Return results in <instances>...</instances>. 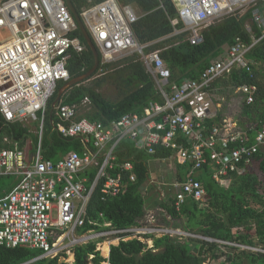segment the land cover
<instances>
[{
	"label": "built area",
	"instance_id": "1",
	"mask_svg": "<svg viewBox=\"0 0 264 264\" xmlns=\"http://www.w3.org/2000/svg\"><path fill=\"white\" fill-rule=\"evenodd\" d=\"M173 1L178 10V17L171 20L173 34L186 32L191 44L205 41L203 27L212 21L247 12L250 16L245 29L252 40L237 36L198 78L178 83L160 52L147 53L149 44L136 41L132 24L139 14L132 6L104 0L85 7L80 15L101 53L100 71L106 63L138 53L161 98L141 112H129L104 123L80 116L79 107L91 103L87 96L80 105L52 103L58 83L70 78L67 63L72 53L85 49L81 38L74 35L79 25L66 1L0 0V29L10 32L0 40V114L6 121L39 125L38 143L30 157L18 142L7 147L12 139L0 136V176L18 178L13 189L0 197V245H27L42 251L38 259L57 257L61 261L69 249L75 255L76 246L98 237H114L117 244L149 240L152 248L157 238H183L187 231L157 222L154 212L138 224L111 227V222H104L105 228L80 231L87 224L101 223L88 219V204L98 186L107 199L124 194L137 179L135 155L115 162L117 152L128 153L130 145L136 152L155 155L164 148L173 150L179 162H191L182 180L163 183L173 193V204L179 211L189 198L207 204V190L197 177L203 167L212 168L220 186L228 187L232 175L245 173L254 156L264 150V126L251 134L254 127L240 128L229 116L219 119L222 101H216L217 92L212 88L214 81L236 68H245L253 75L255 62L247 54L264 38V0ZM180 21L183 27L177 28ZM254 25L262 30L261 36H256ZM234 90L244 96L246 105L255 101L256 84H243ZM48 116L53 130L65 138L80 139L82 151L71 150L58 160L44 157L42 140ZM90 168H97L92 179L85 174ZM113 169L118 171L112 173ZM148 180L153 186L158 184L153 178ZM164 215L171 218L166 212ZM188 235L229 244L195 233ZM243 247L252 250V246Z\"/></svg>",
	"mask_w": 264,
	"mask_h": 264
},
{
	"label": "trees",
	"instance_id": "2",
	"mask_svg": "<svg viewBox=\"0 0 264 264\" xmlns=\"http://www.w3.org/2000/svg\"><path fill=\"white\" fill-rule=\"evenodd\" d=\"M102 1L104 0H72L79 13L85 7ZM118 2L123 6L130 5L135 10L138 8L142 12L132 24L136 41L149 44L145 48L147 53L160 51L171 69L172 79L178 83L186 78H198L212 60L221 54L224 46L232 44L237 36L249 42L252 40L251 35L245 29V21L250 16V12L243 15L229 14L212 21L203 27L205 41L194 45L190 43L186 32L173 34L175 27L171 20L178 17V10L173 0H118ZM176 27L182 28L183 22L180 21ZM254 30L257 37L263 33L256 25H254ZM74 35L81 38L85 49L82 52L74 51L68 60L67 67L71 79L84 74L95 64V55L79 28ZM247 57L255 62L252 65V76L247 69L236 68L230 74L214 81L212 88L218 93L221 90H231L243 84H256L255 101L250 105L243 104L242 112L252 119L254 123L251 125H256L255 128L259 129L264 125V111L259 110L260 98H258V94L262 91L259 75L262 74L260 67L264 64V38L252 47ZM99 60L100 62L102 60L100 52ZM101 66L102 64H99L90 78L69 86L62 94L61 103L80 105L83 98L87 96L91 101L90 109L83 114L91 120L108 123L126 113L141 112L153 101H161L155 81L147 72L138 53L104 64V71H100ZM99 72L104 77L94 78ZM108 77L115 78V81L121 79L132 89L116 102H112L98 90V87ZM89 80L91 84H87ZM64 85L65 82L58 84L53 100ZM224 116L225 114L221 112L219 119ZM248 129L250 130L249 127ZM250 131L254 134V130ZM25 133H28V129L21 121H6L0 114L1 137L7 135L11 139H18ZM33 140L37 143L38 136ZM42 145L44 155L53 160L61 158L71 150L81 151L83 149L79 138H65L53 130L50 119L46 121ZM172 153L171 149L160 148L153 156L169 157ZM131 154L135 155L134 165L137 179L135 182H130L127 192L103 199L100 186H98L88 204L90 217L95 220L99 219L98 222L109 221L111 227L138 224L137 219H143L149 214L147 198L142 190V186L150 177L146 153L136 152L129 145L128 153L117 152L115 162H122ZM191 164L188 162L184 165L178 164V166L186 169ZM96 171L97 168H90L85 171V174L92 179ZM111 171L116 173L118 170ZM183 173H180V179L183 178ZM127 176V172H124L125 179ZM8 177L13 176L8 175ZM197 177L207 190L206 205H201L197 200L188 199L178 211L173 204V193L167 191L166 199L160 200L158 206L163 208L171 219L181 221L186 217L187 219L178 225L192 233L229 241L236 238L239 242L249 246H255L254 238H257L264 245V150L255 155L253 165L245 173L232 175L233 180L227 188L220 186L214 178V170L208 166L203 167ZM164 220L167 219L164 218ZM253 224H255V230L252 227ZM168 225L178 226L173 223ZM93 227L103 228L98 224H87L85 229ZM241 227L244 231L242 234L234 231V228ZM145 247L146 245L138 239L120 241L117 245H111L107 259L99 250H96L94 241L76 246L73 262L59 261L56 257L36 259L28 264H101L103 261H108V264H203L206 258L213 259L212 264H264V252L245 251L246 249L234 256L228 254L224 261H218L222 254L220 244L203 241L197 237H187L181 240L164 236L155 239V248H160L158 251L146 250ZM192 249L197 250V253ZM41 253V250L27 245L16 247L0 245V264H23L38 257ZM91 255L93 256L90 259ZM85 257L90 261L86 262Z\"/></svg>",
	"mask_w": 264,
	"mask_h": 264
},
{
	"label": "rangeland",
	"instance_id": "3",
	"mask_svg": "<svg viewBox=\"0 0 264 264\" xmlns=\"http://www.w3.org/2000/svg\"><path fill=\"white\" fill-rule=\"evenodd\" d=\"M136 10H137L136 13H138V14L142 13L138 8H136ZM9 35H10V32L8 31V29H6V28L0 29V40L8 37ZM260 71L262 72V74L260 73V75H259L262 91L260 92V94H258V98H260L259 110L261 112H263L264 111V64L261 65ZM101 77H104V76L101 74V72H99V74H97L94 78H101ZM114 79L115 78H111V77L109 78L108 77L102 82V85L98 87V90L104 95V97L106 99L112 101V102H116L127 91H130L132 89L131 87L127 86L123 80L119 79V80L115 81ZM87 84H91V80H89L87 82ZM215 99H216V101H222V109L221 110H222L223 114H225V116H229L230 118H232L236 123H238L240 128L247 129L248 127L249 128L254 127V129H251V130H254V133L256 132V130H258L255 128L256 125H251L252 123H254L252 121V119H250L248 117V115L243 114L242 111H243V107L245 105L244 96L240 93H237L234 90V88H232L231 90H229V89L228 90H221L218 93H215ZM88 109H90L89 104L86 106H83L81 108L79 107V113H81L83 111L85 112ZM33 125H34V123L31 126H33ZM262 127L259 129H262ZM33 129H34V127H33ZM145 155H146L147 163H148V166H149V169L151 172V174L149 173L150 177L153 173H155V178H159V180L157 181L158 184H156L154 186L151 185L149 181L146 182V185L144 184L145 186L142 190H143L144 196L147 198V206L149 208H152L154 211L156 210L154 213H155V217H156L157 222L163 223V224L167 223V225L169 223H173L176 225L182 224L181 222H183V220H186L187 219L186 217H184V219L181 221L180 220H174L171 218L169 219L166 215H164V210H161L158 208L159 201L165 200L166 195H167L166 193H167L168 186L164 187L163 183H165V182L170 183L172 181L179 179L177 177L178 159H177L176 155L173 154V156L168 157V158L163 159V160L156 159L153 155H149V154H145ZM175 170H176V172H175ZM180 170L183 171L184 169L181 168ZM8 182H9L8 176L0 177V185L1 186H5ZM146 186L148 188H146ZM145 188H146V190H145ZM163 189H164V194H166L164 196H163ZM159 190L162 191V194L158 192ZM161 198H163V199H161ZM164 218L167 220H164ZM88 219H91V217ZM175 227H181V226L178 225ZM252 227L255 230V224H253ZM181 228H183V227H181ZM183 230L185 232L187 231L188 234L192 233L188 230H185L184 228H183ZM234 231L235 232L238 231L237 233H239V234H242L244 232L242 227L241 228H234ZM188 234L186 233V236H184L183 238H180V239L184 240L187 237H191ZM199 235L212 238V240L217 239L218 241H221V242L225 241V242L229 243V244H220V250H222V254H221V257L218 259V261H224L228 254H231V256H234V254H237V253L245 250L243 246H246V244L239 242L238 240H236V238H234V240H232V241H229V240H225V239L206 236L204 234H199ZM235 235H236V233H235ZM111 239H113V240L111 241ZM115 240L116 239L114 237H111V236H109V237H98V238L91 239V241L89 240V242L87 241L86 243L97 241L96 242V250H99L101 252L102 256H104L105 258L108 259L109 254H110V249H111L110 243H113V242L115 243L116 242ZM254 240H255L254 243H256V245L252 246V250L246 249L245 251H253V252L264 251V249H262V248H264V245H262V242H260L257 238H254ZM147 241L148 242H143L146 245V247H145L146 250L151 249L153 251H158L160 249V248L149 247L150 242H149V240H147ZM148 243H149V245H148ZM105 244H107L108 248H109V253L106 256L103 253V246ZM114 245H117V243H115ZM195 249H198V248H195ZM195 249H192V250L195 253H197V250H195ZM91 257H92V255L89 258L91 259ZM36 259H38V258L37 257L34 258V260H36ZM74 259H75V255H73V253L70 249L67 252H65L60 258L61 261H68V262H73ZM213 262H214L213 259L211 260L209 258H206L203 264H212ZM28 263H30V261L23 263V264H28ZM101 264H108V261H103Z\"/></svg>",
	"mask_w": 264,
	"mask_h": 264
},
{
	"label": "crops",
	"instance_id": "4",
	"mask_svg": "<svg viewBox=\"0 0 264 264\" xmlns=\"http://www.w3.org/2000/svg\"><path fill=\"white\" fill-rule=\"evenodd\" d=\"M246 22V21H245ZM90 105V104H89ZM83 107V106H82ZM84 111L83 112H81V115L82 116H85L84 114ZM22 122V121H21ZM23 123V126L25 127V128H27L28 129V133H25L22 137H20V138H18V139H12V141L11 142H9V143H7L6 144V146L7 147H12V146H14V144H15V142H18V144L22 147V148H25L26 149V151H27V153H28V156L30 157L34 152H35V150H36V146H37V143H38V140H37V143H34V137H36V136H38V134H37V132H38V130H37V128L39 127V125H38V123H34V122H32V123H30V124H27V123H25V122H22ZM34 123V125L33 126H31L32 124ZM33 127H34V129H33ZM82 151V150H81ZM43 155H44V150H43ZM64 156V155H63ZM62 156V157H63ZM171 156H173V153H172V155ZM171 156H169V157H171ZM44 157L45 158H49V157H46L45 155H44ZM61 157V158H62ZM156 159H158V158H160V157H155ZM166 158H168V157H163V159H166ZM49 159H51V158H49ZM58 159H60V158H58ZM57 159V160H58ZM155 159V160H156ZM160 160H162L161 158H160ZM178 164H181V165H184V164H187V162L186 163H181V162H177V177L179 178L178 180H182L183 178H184V176L186 175V172H187V169L190 167V166H188V167H186V169H184L183 167H180V166H178ZM181 168H183L184 170L183 171H181L180 169ZM175 172H176V170H175ZM184 172V173H183ZM149 173L151 174V172H150V169H149ZM180 173L182 174L183 173V178L182 179H180ZM157 174V173H156ZM4 176H8V175H4ZM11 176H13V177H9V182L5 185V186H1L0 185V197H2V196H4L5 194H7V193H9L12 189H13V187L15 186V184L17 183V181H18V178L16 177V176H14V175H11ZM150 178H153L154 180H156V181H158L159 180V178H155V173H153L152 175H151V177ZM233 180V179H232ZM149 181V180H148ZM232 182V181H231ZM145 185H146V182L144 183ZM145 185H143L142 186V189L144 188V186ZM230 186V185H229ZM228 186V187H229ZM146 188H148L147 186H146ZM227 188V187H226ZM189 199H192V198H189ZM149 208V207H148ZM147 211L150 213H153V212H155L152 208H149V209H147ZM92 219H95V218H93V217H91ZM96 220H99V219H96ZM142 219H137V221H138V223L141 221ZM105 221V220H104ZM104 221H100L101 223H99V225L101 226V227H103V228H105V224H104ZM107 222H109V221H107ZM132 225H134V224H132ZM100 229H102V228H100ZM83 230H87V229H85V227L82 229H80V231H83Z\"/></svg>",
	"mask_w": 264,
	"mask_h": 264
},
{
	"label": "water",
	"instance_id": "5",
	"mask_svg": "<svg viewBox=\"0 0 264 264\" xmlns=\"http://www.w3.org/2000/svg\"><path fill=\"white\" fill-rule=\"evenodd\" d=\"M66 3L68 4L71 12L73 13L78 25H79V29L81 30L84 38L86 39V42L88 44V46L92 49L94 55H95V64L93 65V67L91 69H89L87 72H85L84 74H81L73 79H71L65 86H63L59 92H58V95H57V98L55 100V102H58L60 101L61 99V96H62V93L66 90L67 87L75 84V83H79V82H82L88 78H90L97 70L98 68V65H99V51H98V48L97 46L95 45L90 33H89V30L88 28L86 27L80 13L76 10L72 0H65ZM86 262H89L90 260L87 259V257L84 258ZM34 259H32L31 261H33ZM30 261V262H31Z\"/></svg>",
	"mask_w": 264,
	"mask_h": 264
},
{
	"label": "clouds",
	"instance_id": "6",
	"mask_svg": "<svg viewBox=\"0 0 264 264\" xmlns=\"http://www.w3.org/2000/svg\"><path fill=\"white\" fill-rule=\"evenodd\" d=\"M95 45H96V44H95ZM98 51H99V49H98ZM159 52H160V51H159ZM99 64H100V60H99ZM98 67H99V65H98ZM67 68H68V67H67ZM68 70H69V69H68ZM69 72H70V71H69ZM70 80H71V77L68 79V81H60L59 83H61V82H65V85H66ZM59 83H58V84H59ZM65 85H64V86H65ZM57 87H58V85H57ZM67 88H68V87H67ZM67 88H66V89H67ZM56 90H57V88H56ZM55 92H56V91H55ZM62 94H63V93H62ZM54 95H55V93H54ZM54 95H53V97H54ZM57 95H58V94H57ZM53 97L51 98V99H52V103H61L62 96H61L60 101H58V102H55L57 96H56V98H55L54 100H53ZM66 104H67V103H66ZM81 107H82V106H81ZM81 107H80V108H81ZM79 114H80V116H82L81 113H79ZM49 118H50V116H48V119H49ZM48 119H47V120H48ZM90 264H92V263H90Z\"/></svg>",
	"mask_w": 264,
	"mask_h": 264
},
{
	"label": "bare ground",
	"instance_id": "7",
	"mask_svg": "<svg viewBox=\"0 0 264 264\" xmlns=\"http://www.w3.org/2000/svg\"><path fill=\"white\" fill-rule=\"evenodd\" d=\"M103 253H104L105 256L108 255V253H109V248H108V245L107 244H105L103 246Z\"/></svg>",
	"mask_w": 264,
	"mask_h": 264
}]
</instances>
